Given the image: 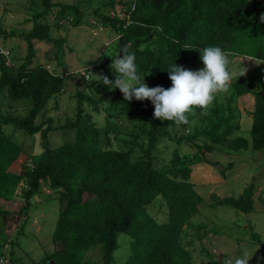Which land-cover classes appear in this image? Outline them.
<instances>
[{
	"label": "trees",
	"instance_id": "16d2710c",
	"mask_svg": "<svg viewBox=\"0 0 264 264\" xmlns=\"http://www.w3.org/2000/svg\"><path fill=\"white\" fill-rule=\"evenodd\" d=\"M119 1L109 0L105 5L113 9L117 4L124 12H129L130 2ZM41 2L46 6V0ZM256 3L264 5V0L251 6L247 0H134L127 22L100 14L97 18L104 27L110 26L117 33V51L107 58L113 62L114 56L123 55L121 48L131 45L128 51L135 54L138 72L144 75L145 83L150 88L159 85L167 89L171 87L169 65L175 62L185 69H200L203 64L199 50L207 46H219L236 53L235 56L264 58V22L260 20L264 9L257 8ZM60 10L66 17L55 22L58 27L68 23L66 19L70 12L80 18V12L72 5L60 6ZM37 18L39 14L32 18L30 29L19 35L25 44V55L22 63L15 67L14 75L7 72L10 67H6L4 56L0 55V91L5 90L6 97L12 101L31 100L23 118L0 114V126L10 125L31 137L39 134L40 152L31 158L28 168L22 167L17 174L12 173L10 167L21 154V145L0 129V199L11 198L13 190L21 183L26 189L21 194L23 206L20 211L26 213L29 201L41 187L58 194L62 205L51 233L52 252L42 259V264H89L82 261L83 255L96 245L100 249L101 264H112L117 234H123L129 240L124 264H191L189 252L178 242L181 225L196 214V205L200 202L190 185L184 182L189 170L182 166L171 169L168 172L171 178L179 176L182 180L174 182L151 166L150 153L155 138L167 137L168 129L175 123L154 118V107L148 100L125 101L118 88L115 90L121 94L119 102L112 100L109 114L152 118L147 128H139V135L145 137L148 144H137L133 139L122 141L118 147L105 143L109 135L114 138L117 134L106 129L101 134L100 130H93L83 121L80 102L86 98L79 92L75 94L77 105L73 121L52 128L51 119L44 116L35 123V118L46 112L47 102L62 92L63 81L68 77L64 68L49 71L45 66L32 64L35 43L56 47L65 43L51 37V26L45 21L35 22ZM78 24L75 21L73 26ZM245 43L253 48L244 50ZM143 44H151L152 49L137 50ZM185 45L193 48L184 49ZM104 62L112 64L107 60ZM106 66L95 62L84 68L87 76L91 75L90 71L93 75L114 80L115 73ZM96 87L103 92L109 90L98 78ZM230 90L228 109L231 97L247 94L253 97L249 141L232 137L237 128L226 127L231 117L229 110L221 117L220 107L214 108L210 111L213 120L207 122L204 129L183 138L186 145L196 149L194 156L182 158L183 164L198 162V154L212 153L217 147L227 154L245 151L248 147L256 151L264 149V92L254 90L251 76L238 78ZM92 109L96 111L94 104ZM196 113L201 112L197 109ZM221 127L225 128L220 134ZM54 130L73 131V137L50 148L48 135ZM198 136H203L206 142L191 144L190 141ZM135 148L138 157L131 159L129 153ZM251 191L252 185H248L236 198L227 197L218 200L217 204L247 214L251 211ZM158 198L166 208L164 221L159 215L152 217L146 210ZM14 258L0 252V259L6 264H13Z\"/></svg>",
	"mask_w": 264,
	"mask_h": 264
},
{
	"label": "rangeland",
	"instance_id": "374dc122",
	"mask_svg": "<svg viewBox=\"0 0 264 264\" xmlns=\"http://www.w3.org/2000/svg\"><path fill=\"white\" fill-rule=\"evenodd\" d=\"M108 1L46 0L44 6L41 0H0V48L8 52L7 63L12 66L7 72L14 75L15 67L22 63L25 55V44L19 35L30 29L32 18L39 14L35 22L45 21L52 28L51 37L60 38L65 43L60 47L42 42L35 43L32 64L45 66L49 71H60L64 68L68 77L63 81L62 92L47 102L46 112L43 115L41 112L35 118V123L43 120L44 116L51 119L52 128L73 121L74 108L77 105L75 94L79 92L86 98L80 102L83 121L89 123L93 130H100L101 134L103 129L112 130L117 134L114 138L109 135L105 143L118 147L122 145V141L129 142L133 139L137 144H148L146 138L139 135V128H147L152 118L141 115H110V103L112 100L113 103H118L121 94L115 89L103 92L96 87L95 76L89 75L86 79L85 75L80 77V74L76 73L87 64L95 62L107 64L108 70H112L111 65L104 60H111L107 57L117 51V33L110 26L104 27L97 14L117 20L124 19V22H127L128 15L117 4L113 9L106 7ZM124 1L129 0L119 2ZM256 4V7L260 5ZM71 5L80 12V18L70 12L68 14L70 17L67 15L69 18L66 19L68 23L62 25L64 27L54 25L57 20L66 17L60 12V6ZM262 7L264 8V5ZM75 21L79 24L73 26ZM69 26L73 28L68 29ZM144 48L152 49V46L143 44L138 46L137 50ZM250 48L253 46L245 43L243 49L248 51ZM236 59H232L234 64H239L240 60ZM245 65L252 67L250 64ZM187 70L198 69L189 67ZM83 72L81 70L80 73ZM228 93L217 97L207 115L196 113L190 117L189 125L175 124L168 129L167 137L161 139L156 137L150 153L152 168L174 182L182 180L179 176L172 179L168 173L171 169L182 166L189 170L188 178L184 182L190 185V190L200 202L196 205V214L181 225L178 242L189 252L191 264H229L241 256L244 250L255 251L248 264H264V149L256 151L248 147L245 151L227 154L224 149L217 147L212 153L196 154L198 162L193 161L189 164L182 162L184 156L192 157L196 153L195 147L186 145L183 138L192 136L195 130L204 129L207 122L209 124L213 120L210 111L214 108L220 107L221 117L227 115V110L230 111L231 117L226 122V127L237 128L232 137L249 140V127H246L248 119H251L249 113L252 107L250 108L248 104L245 106L233 104L231 107V100L229 109L226 108L227 98L231 96V92ZM248 97L253 98L247 94L244 99H250ZM30 101V99L12 101L6 97L5 90H2L0 114L9 113L23 118L29 111ZM92 104L96 106V111L92 109ZM239 110H243V113H238ZM4 127L0 126V129L21 145L22 152L10 167V171L17 174L22 167L28 168L31 158L40 152V135L34 134L31 137L10 125ZM224 128L221 127L218 132L221 134ZM72 137L73 131H51L48 135L50 148L68 142ZM190 142L201 145L206 141L204 142L203 136H198ZM122 148L127 150L125 147ZM138 154V149L135 148L129 156L135 159ZM248 185H252L249 213H241L217 204L218 200L227 197L236 198ZM25 189L20 183L13 190L11 198L0 199V252L6 257L9 255L15 257L13 264H42V259L52 252L51 233L62 203L57 193L41 187L29 201L27 212L23 213L20 211L23 206L21 194ZM146 210L152 217L159 215L161 221L166 219V208L160 198L156 199L152 206L146 207ZM116 243L117 249L112 254V264H124L129 240L125 235L117 234ZM99 252V246H93L83 255L82 261L101 264Z\"/></svg>",
	"mask_w": 264,
	"mask_h": 264
},
{
	"label": "clouds",
	"instance_id": "9594fccd",
	"mask_svg": "<svg viewBox=\"0 0 264 264\" xmlns=\"http://www.w3.org/2000/svg\"><path fill=\"white\" fill-rule=\"evenodd\" d=\"M129 2L131 4L130 12L133 10H131V6H133L134 0ZM121 17L123 18V15ZM260 20L264 22V14L261 15ZM130 47L131 45H125L120 50L123 55L114 56L111 64L115 73L114 80H109L107 76H96L90 71L88 72L102 80L109 89L118 88L125 101L133 99L150 101L154 107V118L171 121L176 125H189L190 117L195 116L197 109L202 115H207L217 97L228 93L232 83L236 82L237 78L246 75L248 69L241 66L242 60L253 61L256 65L264 64V58L257 59L255 55L245 56L239 61V64H234L230 57L235 56L236 53L225 51L219 46H207L199 50L202 68L195 71L187 70L174 62L167 69L171 87L165 89L157 85L150 88L144 81V75L141 76L138 72L135 54L128 51ZM191 48L193 47L184 46V49ZM4 58L7 60L9 54ZM81 70L84 72L80 73ZM86 71L85 68H82L76 73H79L80 77L85 75L87 79ZM254 252L244 250L241 256L236 257L229 264H248Z\"/></svg>",
	"mask_w": 264,
	"mask_h": 264
},
{
	"label": "crops",
	"instance_id": "0c3cea01",
	"mask_svg": "<svg viewBox=\"0 0 264 264\" xmlns=\"http://www.w3.org/2000/svg\"><path fill=\"white\" fill-rule=\"evenodd\" d=\"M259 1H263V0H247V3H248L249 6H251L253 3L259 2ZM262 5L263 4H260L257 7L264 9L262 7ZM234 58H237L236 60H241L240 58H243V57H240V58H239V56L230 57V59H234ZM242 64L244 65L243 67L246 66L245 64H250L252 66V67L246 66L248 71H247L245 76H251L253 78V88H254L255 91H263L264 92V64L256 65L253 61H248V60H242L241 61V66H242ZM229 92H231V90ZM228 95H229V93H228ZM244 97H245V95L239 96V97H232L231 107H232L233 104H235V105H237V104L240 105L241 104L243 106L248 104V105H250V108L253 107V98L248 97L250 99H244ZM227 99H229V97ZM231 107H230V109H231ZM239 109H240V106H239ZM241 112L243 113V110H239L238 111V113H241ZM250 125H251V119H248L247 127H246V128L249 127L248 133L250 131ZM239 131H240V128H239ZM236 132L237 131H235V133ZM247 141H249V140H247Z\"/></svg>",
	"mask_w": 264,
	"mask_h": 264
},
{
	"label": "built area",
	"instance_id": "2783aa9c",
	"mask_svg": "<svg viewBox=\"0 0 264 264\" xmlns=\"http://www.w3.org/2000/svg\"><path fill=\"white\" fill-rule=\"evenodd\" d=\"M129 1H133V0H129ZM132 9H133V6H131V10H132ZM0 55L6 57V56L8 55V53H7L6 51H2V50H0ZM5 60H6V59H5ZM5 65H6V67H9V66H10V64L7 63V60H6V62H5ZM0 264H6V262H5L4 260L0 259Z\"/></svg>",
	"mask_w": 264,
	"mask_h": 264
},
{
	"label": "water",
	"instance_id": "95a60500",
	"mask_svg": "<svg viewBox=\"0 0 264 264\" xmlns=\"http://www.w3.org/2000/svg\"><path fill=\"white\" fill-rule=\"evenodd\" d=\"M118 56H120V54H118ZM109 62L112 61V60H108Z\"/></svg>",
	"mask_w": 264,
	"mask_h": 264
}]
</instances>
